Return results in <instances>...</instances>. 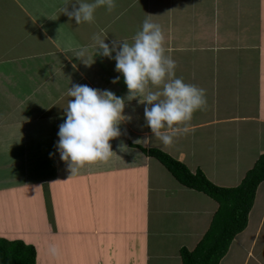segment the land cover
<instances>
[{
	"label": "crops",
	"instance_id": "1",
	"mask_svg": "<svg viewBox=\"0 0 264 264\" xmlns=\"http://www.w3.org/2000/svg\"><path fill=\"white\" fill-rule=\"evenodd\" d=\"M222 1L115 0L112 11L99 7L93 22L76 24L63 9L71 11L81 0H0V134L14 137L18 146H8L0 163L33 168L29 181H18L23 191L12 209L17 224L23 218L26 227L16 232L34 248L35 264L56 263L59 255L63 264H182L180 249L196 247L218 205L179 184L146 151H162L225 188L238 186L264 153V13L257 3L262 0L226 8ZM146 15L164 33L175 77L204 89L205 105L187 122L189 130L165 146L145 125V105L126 102L123 115L131 120L109 141L117 156L104 162L102 171L83 167L69 178L66 163L47 170L44 162L55 167L56 160L33 146L46 144L57 155L73 84L128 94L115 60L97 55L93 37L110 46L113 40L131 44ZM81 48L87 52L78 58ZM91 59L90 66L82 63ZM121 142L126 149L120 151ZM27 149L34 153L26 155ZM15 188L0 187V194ZM62 202L67 211H61ZM40 249L53 256L44 261ZM219 264H264V180L245 229Z\"/></svg>",
	"mask_w": 264,
	"mask_h": 264
},
{
	"label": "clouds",
	"instance_id": "2",
	"mask_svg": "<svg viewBox=\"0 0 264 264\" xmlns=\"http://www.w3.org/2000/svg\"><path fill=\"white\" fill-rule=\"evenodd\" d=\"M102 6L112 11L116 7L115 0L92 3L81 0L72 5L71 11L65 7L63 12L76 24L91 23L95 10ZM151 16L146 15L131 44L113 40L110 46L105 39L93 37L98 46L97 55L115 60V71L123 76L128 94L119 97L110 90L83 84H73L68 89L71 99L63 108L65 119L59 125L55 148L60 160L68 166L69 178L85 165L106 163L117 156L109 141L120 137V125L131 120L130 116L123 115L126 102L138 99L145 105V125L152 137L165 146L171 145L175 136L189 130L187 122L205 105L204 89L175 77L176 62L165 55L164 33L160 25L152 22ZM86 52L87 48H81L76 55L84 57ZM82 63L90 66L94 60ZM118 81L116 77L112 83ZM118 148L121 151L126 146L121 142Z\"/></svg>",
	"mask_w": 264,
	"mask_h": 264
},
{
	"label": "trees",
	"instance_id": "3",
	"mask_svg": "<svg viewBox=\"0 0 264 264\" xmlns=\"http://www.w3.org/2000/svg\"><path fill=\"white\" fill-rule=\"evenodd\" d=\"M146 154L156 159L179 184L203 193L217 203V210L202 239L192 251L181 248L180 258L182 264H219L234 237L247 225L256 189L264 180V153L233 188L212 184L200 170L191 173L184 164L162 151L149 150ZM49 211L50 208L48 214L51 217ZM35 257L32 246L0 238V264H35Z\"/></svg>",
	"mask_w": 264,
	"mask_h": 264
},
{
	"label": "rangeland",
	"instance_id": "4",
	"mask_svg": "<svg viewBox=\"0 0 264 264\" xmlns=\"http://www.w3.org/2000/svg\"><path fill=\"white\" fill-rule=\"evenodd\" d=\"M86 1V0H85ZM94 2V0H92ZM222 6L223 8L229 7L236 4L242 5L243 4V0L239 1V0H223L222 1ZM260 5V8L262 9L263 13H264V0H262L261 2H257ZM105 7V6H104ZM103 6L101 8H104ZM99 9V8H97ZM101 11V9H100ZM114 23L111 25L112 27V31H114ZM45 93V89L42 91V96ZM40 92H38V96H39ZM41 96V97H42ZM46 107V106H45ZM14 140V137H13ZM10 140V138H5L0 134V155H2L5 151H7V147L8 146H12L13 147H18L17 144L15 143V141ZM13 141V142H12ZM11 142V143H10ZM35 147L39 152L44 153L46 156L51 157L54 161L56 160V166L54 167V165L51 164H47L49 162H44V166H48L47 170H51L55 171L56 169H59L61 166L62 162L60 160L59 157V153L57 152V155L54 153L52 148H49L46 144L45 145H35L33 146ZM31 151L32 153H34L33 150H29L27 149L25 154ZM16 152L21 153V149L16 150ZM51 154V155H50ZM27 155V154H26ZM84 167H87V170H95L97 169V171H102L104 168V162H97L94 164H90V165H85ZM23 170H25L26 172H23ZM83 170V169H82ZM33 168H19V167H10L8 166V164H6L5 166H3L0 163V187H16L13 191H11V193H8V196H5V194H0V230L3 232V235H5L7 237V239L12 238V240H24V238L22 237H18V234L16 232L17 229L20 228V230L22 228H25V224L23 223V218H21V223L17 224L16 222H18V218L16 219L17 215L15 214V212L13 213V209H12V203H16V200H14V198H16V195H19L20 192H22L23 190L20 189L21 184H19L18 181H23V180H28L29 176L27 175L30 174L33 177ZM29 181V180H28ZM83 182V179H82ZM47 188V186H45ZM36 188V187H35ZM20 189V190H19ZM43 191V187H39V190ZM37 189L33 191V195H35L34 193H36ZM69 205L73 203V200L68 196L66 197ZM51 203V201H46V205L48 206ZM68 206L66 205V203L62 202L61 205V211H67L65 209H67ZM52 211V208L50 209V213ZM37 216H39V213L36 214ZM214 215V214H213ZM24 225V226H23ZM16 236V237H15ZM3 236V238H6ZM34 238L33 235L29 236L30 241ZM32 244V243H30ZM61 249L57 248V252H60ZM40 255L43 258L44 257V261L46 260L45 257L49 258L51 256H53L51 253L49 256V250L48 249H40ZM59 258V259H58ZM71 257H68L67 260H69ZM52 260L53 257H52ZM61 260H63V257H57V262L53 264H63L61 262Z\"/></svg>",
	"mask_w": 264,
	"mask_h": 264
}]
</instances>
